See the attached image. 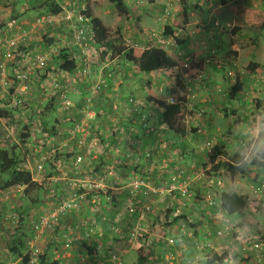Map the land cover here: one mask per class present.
Wrapping results in <instances>:
<instances>
[{
	"label": "crops",
	"instance_id": "1",
	"mask_svg": "<svg viewBox=\"0 0 264 264\" xmlns=\"http://www.w3.org/2000/svg\"><path fill=\"white\" fill-rule=\"evenodd\" d=\"M0 1V21L5 22V24L9 23L8 18L10 15L17 14V18L15 19L16 24L24 27H29L33 19L39 15H53L50 9L45 6V0ZM149 1H152V6H155L154 0ZM237 1L246 2L245 0H234L235 3ZM260 1L264 3V0ZM55 2L61 9H69L72 2L78 4L82 3L85 5L86 10L89 9L93 12L91 6H89V3L85 0H55ZM209 2L210 0L206 3H199L197 12L202 13L203 7ZM214 4L217 5V0L214 1L212 5ZM224 6L226 5L224 4ZM253 7L257 8L256 5ZM220 11L222 10L219 8L215 10L216 14H219ZM191 14L193 15V13ZM190 15L188 18L190 25L193 21L195 22V19L199 20L202 25H200L196 33L191 36L184 33L185 31H174V37L177 38L178 35H182V39L185 41L184 49L183 47L179 49V55H181V53H183L184 56L188 55L186 51L189 52L190 49L188 50L186 46L193 36L195 37L193 40L195 42L202 41V43L207 44L215 42V34L212 33L210 27L218 24V22L221 24L217 18L212 16L211 12L208 14L209 18L204 17V13L196 17L193 15L195 19L193 16L190 17ZM235 17L236 14L233 13L231 20L224 23V25L238 28ZM192 18L193 20H191ZM7 24L1 32L7 30ZM221 26L223 25L221 24ZM59 30H61V26L56 25L47 31L37 32L32 36V40L20 38L17 31L14 29L9 31V36L19 41L18 45L21 54L29 52L31 55L30 59L25 62L23 68L27 70L29 78L25 83L13 82L16 66L11 61H5L4 74L0 72V110L9 111L11 109L9 103L16 98H22L29 112L23 113V109H15V124L7 126L5 121L0 120V129L6 132H9L8 129L14 131L17 124H21L27 130L24 132L27 133L29 138L24 145L21 144L22 146H20L17 141H15V143H0V150H8V146L11 147L15 144L20 147V150L22 149L21 152L24 154V158L28 157L30 159V156H35L37 151L45 147V144H53L57 153H62V155H58V157L53 155L52 174L47 173V175H44V184L53 183L60 198H65L74 191V188L70 186V184L76 186V189H78L79 186H89L91 183L99 181V179L103 177V173L108 170L112 171V176L106 175L104 177L105 179L102 180V189L98 192L100 194L99 198L101 203L103 201L102 193L108 192L111 194L113 202L110 208L104 210L101 204L98 205L99 209L97 210L98 212H96L95 209L97 205L92 204L90 198H87V200L81 204L80 210L77 211L80 218L77 223L72 222L73 220L69 221L71 226L74 225L73 228L76 229L80 228L82 223H88L85 220H89L90 222L91 219L96 222L94 225L95 228L92 226L90 228H94L97 235L90 237L91 239H87L82 231L78 233L81 240L79 244H85L86 246L85 248H81L84 249L82 250L83 252L85 251V253L81 255L85 264H93V258H95L96 254L99 256L101 251L103 253L102 259H106L109 253L112 252L111 250L119 251V264H136L138 258L137 250L141 246H145L150 250L148 264H162L164 255L169 251L177 249V247H175L177 244H182L185 250L196 249L207 255L209 253L218 255L224 253L225 255L226 248L231 244L235 243L239 244V246L241 245V237L244 234H240V239H234L237 237L241 225L248 226L247 232L249 233L246 234H254L264 238V231L258 227V216L256 214L260 209V205H264V194L260 195L252 191L253 186L256 184L249 182L242 183L237 181V177L230 178L229 173L224 170L212 173L209 179H203L202 177L204 171L210 170L211 163L209 162L210 156L197 150V147L202 144L200 142L203 140L212 141L213 147H220L222 153L221 159H232V157L236 156L234 154L236 144H231L230 138L227 139V136L231 134V139L233 138L234 141L238 140L239 137L236 135V124L231 119V116L232 114L236 115L239 122L247 114L254 111L249 105L243 108L241 103L242 99L240 97L231 100L227 97L228 94L222 96L212 93V91L208 92L213 86L212 83L221 86V88L226 91L224 86L229 87L231 83L228 86V79L223 77L225 73L222 72L224 74H221L223 82L218 83L216 73L221 70H215V68H213L212 72L209 67L205 65L202 67L200 64H197L193 67L194 69H198L199 74L203 73V76L206 78L203 81H206V84H204L203 81H196L194 78L188 80L184 79V77L188 76V72L182 76L180 79L181 81L178 83L175 77L176 73H173L171 77H167L162 71L141 73L135 65L114 58L110 59L108 62L102 61L101 65L97 63L96 60L94 62V64H96V70H93V73H95L94 78L82 79L77 77L76 79L75 76L57 70L56 59L59 55L52 56L42 65H36L35 63L34 59L37 55L45 53L44 51H47L50 46H53V48L55 47L51 40L62 34ZM149 36V32L147 35H143V33L136 34V43L131 47H155L152 46V41ZM37 41H42L43 43H40V45ZM169 41L171 42L172 39H169ZM45 42H47V44H45ZM228 44L231 43L228 42ZM56 46H58V44H56ZM194 46L195 43L192 45V49H194ZM222 47L226 48L220 43L221 50ZM199 48L200 47L197 49ZM73 49L75 50V48ZM73 49L67 48L64 50L66 53H71L74 52L72 51ZM175 50H177V47ZM225 52H232L235 55L237 52V60L240 61L241 51L237 46L231 45V47H227V51ZM1 61L3 62V58ZM175 61L178 62L177 58ZM250 62L253 61H247V64ZM22 63L24 64L23 61ZM239 64L244 67L246 61L243 62V64ZM259 66L262 67L260 64ZM232 71H234V69ZM137 73H139L141 77H139ZM235 73V81L242 83V91L240 94H244L247 88L253 89L251 83L254 80L251 79L252 76H249V78L247 75H244L238 78L237 72ZM68 75L71 76V79H69ZM99 75H105V77L110 78L111 84L109 94H92L91 86ZM233 76L234 75H232V77ZM73 77L75 80L72 79ZM3 80H6V86L1 83ZM224 81L227 82L226 85ZM128 83L138 85V96H133V93L130 95L124 94V86ZM261 85L260 90H263L261 92L257 91L258 100H256L257 103H255V105H258L257 108L264 106V83H261ZM25 86L27 90H24ZM55 88H59V90ZM60 89H63L64 92L60 93ZM205 89H207V91ZM148 92L156 97L167 99V101L170 97H178L186 102L185 110L187 115L183 123L184 133L178 135L172 131H164L173 133L175 139L171 142L166 141L164 139L165 134L162 133L160 138L153 136L154 138L149 137L145 139L146 135L144 134L143 139H140L138 136L139 131L144 130H142L136 122L137 119L134 116L135 114H128L126 110L124 102L131 96L145 103V105L147 104L146 107L143 108V113L148 111L155 114L161 113L160 109L146 100ZM61 94H65V97L71 102L72 108L61 111L58 107ZM84 97L92 99V107L90 109L92 111V116H94L92 123L94 130L97 132V138L87 139L84 147L79 149L75 148V151L71 152L70 147L73 146L74 141L67 142L66 132L72 121L80 120V110L84 105ZM225 99L235 102L236 105L227 107L224 101ZM187 100L192 104V111L195 113H191V110L187 108ZM114 103H116L118 108L116 110H112ZM198 109L202 110L203 114H205L204 118L201 120L198 118L200 113L197 111ZM225 109H229V111L225 112ZM187 110L189 111L188 113ZM225 119H230L231 122H228L229 124L226 128H221V121ZM188 123H190V126H188ZM150 125H155L156 127L160 126L158 125L157 119L154 121L151 119ZM45 127L49 128V132L53 131L51 132L53 133V138L49 134V136H47L49 140L47 138L42 140L43 137L38 135L40 132L45 135V132H43V128L46 129ZM199 130L201 133H198ZM52 141L53 143H51ZM145 153L148 154V157L145 156ZM77 155H82L87 158L76 173L73 169V163ZM31 170L32 168H27V171L30 172ZM178 170H182L184 175H187L192 181L189 188L190 197L187 202L184 203L180 196L174 193L172 195H167L161 200H157L158 203H155L152 207V212L146 213L143 220L140 219L139 213L132 216L126 214L125 206L128 193L125 187L130 178L134 176L142 177L147 179L149 184L158 185L164 180H167L171 174L176 173ZM258 180V182H264L263 172L260 174ZM79 190L80 192L83 191L82 189ZM223 193H235L239 196H244L247 198L248 204L242 216L231 215L230 222L222 227L220 223H218L220 220L218 213L222 211L220 207V196ZM43 200L45 205L39 206L41 208V210L38 211L40 212L39 216L42 214H49L52 211L47 202L50 200L47 198V194ZM69 217L71 216H68V218ZM84 217H86V219H83ZM64 218L65 217L60 218V226L67 224L68 220ZM74 218L76 217H72V219ZM186 225L189 226L186 227ZM114 226L120 228L125 235L129 231L140 228L141 231L146 232L147 240L142 241L141 244L132 242L130 245V243L128 244V242H126V239L119 240L113 235L111 228ZM224 228L229 230L226 238L217 237L216 232ZM157 233H161L162 235H158ZM48 238H53L52 242L56 244L55 247H57L58 241H61V239H58L56 236L54 238V235ZM39 239L40 237L37 238V240ZM61 243L63 244L62 241ZM202 245H208L209 249H202ZM88 250L93 251V258L89 255ZM133 252L136 258L134 261H131L128 256ZM247 256V258H244L239 253L238 259L240 264H253L252 253H248ZM55 260L58 261V264H62L59 257ZM183 260L184 257L182 254L179 259L180 264H183ZM74 263V259L64 262V264Z\"/></svg>",
	"mask_w": 264,
	"mask_h": 264
},
{
	"label": "built area",
	"instance_id": "2",
	"mask_svg": "<svg viewBox=\"0 0 264 264\" xmlns=\"http://www.w3.org/2000/svg\"><path fill=\"white\" fill-rule=\"evenodd\" d=\"M77 1V0H75ZM1 3V1H0ZM71 7L68 8H60V12L53 15H42L33 19L29 27H24L22 25L16 24V22H9L7 24V30L2 31L0 35V72L4 74V67L6 65L5 61H11L15 64L16 68L14 71L13 82L25 83L28 80V72L27 70L23 69L25 62H27L31 55L29 52L25 54H21L19 50L20 47L18 45V40L9 36V31L13 29L17 31L20 38L32 40V36L41 31H47L48 29L56 26V25H63L66 27L65 31L68 34L67 36L70 38L67 40L65 36L59 37L60 46L66 47L68 49H73L70 53L72 59L76 62V68L73 72L79 78L82 79H92L94 78V74L91 70V61L89 53L92 50L93 41V27L91 24V20L89 17L85 15L86 7L85 5L78 4L76 2H72L70 5ZM215 26H218L216 24ZM155 37V44L156 47L162 48L167 50V48L172 46V41L170 42L169 39L163 37L161 35H153ZM58 46H50L45 53H41L35 57L36 65H42L52 56H56L58 54ZM50 51V52H49ZM61 51V50H60ZM208 59L205 60V64H214L218 69H221V58L218 55L216 58L217 50L214 48L208 49ZM3 58V62L1 59ZM24 62V64L22 63ZM184 68H187L184 65ZM174 69H178V67H174ZM233 73L228 72V76L232 78ZM196 81H203L206 78L199 73H196L193 77ZM255 78V77H252ZM257 80L261 83H264V70L262 73L257 76ZM1 83L6 86V80L1 81ZM111 80L104 75H99L96 78V81L92 84L91 90L92 94H99V93H107L109 94ZM24 90H27V87H24ZM46 93L45 91H43ZM217 93H220V89H216ZM60 106L59 108L61 111H64L68 108H72L71 102L65 97V94H61L60 96ZM169 103H176L174 98L168 100ZM126 110L128 114H135L134 116L137 119V123L141 127L142 130H146V132L157 133L161 131H169L168 127L165 124L160 125L159 127H155L154 125H150L152 119V112L143 113V108L146 107L145 103L139 102L133 97H128L124 102ZM11 108H20L21 107V100L16 98L12 102L9 103ZM92 99L84 97V105L80 110L81 118L79 121H72L67 132H66V140L67 142H72L73 146L70 147L71 152L75 151V148L79 149L85 146L87 139H96L97 132L94 130V126L92 123ZM187 108L192 111V104L187 100ZM23 113L29 112V109L22 108ZM117 105L116 103L113 104L112 110H116ZM190 111V112H191ZM189 111L187 110V113ZM203 114L202 111L199 113V117ZM185 114V118H186ZM198 117V118H199ZM184 118V121H185ZM183 121V123H184ZM189 124V123H188ZM189 126V125H188ZM198 133H201L199 130ZM197 147V150L201 153H205L207 156H210L213 151V142L209 140H203L200 142ZM68 144V143H67ZM49 149L46 151L41 148L40 151L36 152V155L33 158V168L29 172L32 178V181L37 184L45 183L44 175L46 174V165L48 161L52 159L53 155L56 154V149L53 145L48 143ZM145 156L148 157V154L145 153ZM87 157L82 155L75 156V161L73 163V169L77 173L79 167L83 165L84 160ZM211 170V168H210ZM209 172L206 170L202 173V177L204 178ZM112 176V171L108 170L107 172L103 173V177L99 179V181H95L91 183L89 186H79L76 189L74 185L70 184L74 188V191L71 192L67 197L60 198L57 194L56 189L53 186V179L52 184H47L46 189L48 191V199L52 201L55 205V208L49 214H42L37 218L36 221L31 223V229L35 233L36 238L40 237V235L44 234L45 232L54 228L59 224L60 218L66 217L72 213L77 212L81 208V204L84 203L87 198H90L91 203L97 205L95 209L96 212L99 209L98 205L102 204V208L104 210H108L113 202L111 194L108 192L102 193V203L100 202L99 193L102 189V180L105 179V176ZM66 176V175H65ZM192 181L187 175H184L182 170L176 171V173L171 174L167 180H164L161 184L158 185H151L149 181L142 177H132L128 180L126 185L128 199L125 206L126 214L132 216L134 214H140V219L143 220L146 213L152 212V207L155 203H158L157 200H161L167 195H172L177 193L180 198L185 202L190 197L189 188ZM263 181L261 184H257L253 186V192L261 194L264 190ZM11 189V190H10ZM79 189L83 191L80 192ZM23 188L22 187H12L8 188L5 192L7 198H15L16 195H22ZM162 214V213H161ZM11 220L14 217H9ZM92 227H94L95 221H91ZM113 235L116 236L119 240H125L128 244L133 242L135 243L138 237L140 236V228H136L133 231H129L126 235L121 231L120 228L114 226L111 228ZM229 230L227 228L218 230L216 232V236L219 238L226 237L228 235ZM90 233H93V229L89 228L84 231V235L86 238L89 237ZM242 243L240 245L239 253L244 257L247 258L248 253H252V260L253 264H264V239L257 235H243L241 237ZM60 239L63 242V249L70 250L75 244L79 243L80 237L78 233H76V228H69L65 232L60 235ZM35 241H30L28 243V252H29V264H41L40 251L34 246ZM177 249L167 252L162 260V264H180L179 259L181 255L185 251V247L180 244L177 246ZM206 248L209 249L208 245H202V249ZM102 251L99 256L95 255L94 263L93 264H119L120 263V254L119 251H112L109 253L106 259H102ZM48 264V263H46Z\"/></svg>",
	"mask_w": 264,
	"mask_h": 264
},
{
	"label": "rangeland",
	"instance_id": "3",
	"mask_svg": "<svg viewBox=\"0 0 264 264\" xmlns=\"http://www.w3.org/2000/svg\"><path fill=\"white\" fill-rule=\"evenodd\" d=\"M85 1L87 3H89V6H91V8H92V11H93L92 15L94 17L99 18L102 21L105 28L107 29L109 43H111V45H116V46L123 44L124 46L131 47V46L135 45V43H136V39H135L136 34L143 33V35H147L149 32V34H150L149 38L152 41V46L156 47L157 44H155L156 43L155 37L153 35L154 34L155 35H161L164 26L169 25L173 22L178 23L182 27L184 26V28H185L184 33H186L187 35H189V36L194 35V33H196V30L199 29L200 25H202L199 20L195 19V17L197 15L204 13V17L209 18L208 14L211 12L212 16L214 18H217V20H219L223 26H221V24L218 22V26L214 25V26L210 27L212 33L215 34V42H213L211 44L202 43V41L195 42V41H193L195 38L193 36L190 38V42L186 46V48L188 47L190 49V53L188 55L184 56L183 53H181V55H179V53H178L179 51H177L175 53V55L177 57V61H178V62H176V67H178V69L176 70L173 68L172 71H173V73H176L179 80L182 78L183 75L187 74V72H188V76L184 77V79H187V80L192 79L195 76V74L199 72L198 69H194V67H193L197 64L198 65L200 64L202 67L204 65L209 67L210 70H212V72H213V68H215V70H220L214 64H205V60L208 59V52L207 51L210 48L211 49L214 48L217 50L218 54H216V58H218V55L221 58L220 59L221 63H222L221 71H218L216 73V76L218 78V83L223 82V80L221 79L222 78L221 74H224V73L226 75L224 74L223 77L227 76V78H228V82H229L228 86L230 83H231L230 85L235 83V77H236L235 72H237L238 78H240V76H244V75H247L249 77V74L247 73V69H246V67L248 65L247 61L248 62L253 61V62L259 63L262 66V68H264V30H261L259 28V24H260L259 21H261V20L259 19V21L257 20V22H255V23L246 25V23L244 22V19L242 17L236 16L235 17L236 25L239 28L238 33L233 32L236 29L235 27L232 28L230 26L224 25V23H227L231 20V17L233 15V13L230 12V10L228 9L229 6H234L236 9L246 10V11H250V12L254 13L256 11L258 12V10H261V11L264 10V3L261 2L260 0H245L246 2L237 1L236 3L234 2V0H226V2H227V4L225 3L226 6L221 4L219 0H217V5H215L216 3L214 5H212L214 3V1H216V0H210V2L207 3L203 7L202 13L197 12L198 9L195 8V7L199 8V3H201V2H199L197 0H185L187 5L189 6L188 18H189V15L191 13H193V15H195V17L192 14L190 15V17L193 16V18L195 19V22L193 21L191 25L189 23V19H188V23H187L188 25L187 24L185 25L182 23L180 4L177 0H154V4L156 7L152 6V4H151L152 1H149V0H138L139 4H136L134 2L137 0H125V4L131 9V12H132L130 17H125L124 15H119L117 13V11L114 9L113 5L110 4L107 0H104L100 5H94L90 0H85ZM254 4L257 6V8L253 7V6H255ZM213 6H215V7H213ZM216 8H219L222 11H220L219 14H216V12H215ZM193 18L191 20H193ZM65 28L66 27L64 26V24L61 25V30H59V31H61L62 34L59 33L60 34L59 37L65 36V38L67 40H69L70 38L67 36L68 34L66 33ZM237 34H238V36H237ZM59 37L52 38L51 42H52V44H54V46H56V44H58L59 47H61ZM177 38H180L179 35L177 36ZM48 39H49V37H48ZM228 42H230L231 44H228ZM37 43L42 44L43 42L37 41ZM194 43H195V46H194V49H192V45H194ZM220 43L226 48L222 47V50H221L220 49ZM45 44H47V42H45ZM171 44L173 45L172 47H174V46L176 47L174 40H172ZM231 45L237 46V48L241 51L240 61L237 60V52H236V55L233 54L232 52H225V51H227V47H231ZM198 47H200V48L197 49ZM91 48H92V50L90 51L89 56H90V61H91L90 62L91 63V70H92V72H94L93 70H96V68H95L96 64H94V62L97 60V63H99L100 65L102 64V61L108 62L111 59V52L108 51L106 48L96 46L95 44H92ZM64 49H67V48L66 47L58 48L59 52L57 55H59L61 53L60 50L62 51ZM172 53H174V52H172ZM199 61H201V62H199ZM238 61L241 64H243V62L246 61V64L243 67L238 63ZM184 65H186L187 68H184ZM233 67H234V71H232ZM57 70H58V68H57ZM222 71H224V73H222ZM229 71L234 73L233 74L234 76L232 78H230L228 76ZM63 74L66 75L65 73H63ZM137 74L139 77H141V75L139 73H137ZM202 75H203V73H202ZM71 76H75L77 79V76L74 75V73H72ZM71 76L68 75L69 79H71ZM254 77L255 78H251L254 80L251 83L253 86V89L251 90V89L247 88V91L244 94H239V97L242 99L241 103H242L243 108H245L246 105H249V107L255 111L256 106H255L254 101L258 100L257 91L261 92L263 89L260 90L262 85H261V82H259L257 80V76H254ZM142 78H143V76H142ZM72 79L75 80L74 77ZM224 83H225V85L227 84V82H225V81H224ZM212 85H213L212 88H210L208 90V92L212 91V93L222 95V96H224V94H225V96L227 94H229L228 93L229 89L227 86H224L226 91H227L226 92L224 89L221 88V86L215 85L213 83H212ZM217 88L221 90L220 93L216 92ZM205 90L207 91V89H205ZM131 93H133V96H138L137 95L139 93L138 92V85L133 84V83H128L124 86V94L130 95ZM172 98L173 97H170L169 100ZM224 101H225V104L227 107H233L236 105V103L233 101H229L227 99H225ZM139 102H141V101H139ZM201 109H204V108H201ZM197 111L200 112L202 110L198 109ZM228 111H229V109L226 110V112H228ZM191 113H195V112L191 111ZM152 114H153L152 121H154L155 119H157V114H155V113H152ZM204 116H205V114H202V116L199 117V119L200 120L203 119ZM229 121L231 122L230 119L222 120L221 121L222 122L221 128H226V126L229 124L228 123ZM188 125L190 126V123ZM17 126H16L17 128L16 127L14 128V131L12 129H8L9 132H6V131L0 129V143H8V141H11L10 143H14L15 141L18 142L21 134L24 133V127L21 124H17ZM47 127H48V125H47ZM43 132H45V135L42 134V132L38 133V135L40 137H43L42 140H44L45 138H47L49 140V137H47V136H49V134L53 138V133L49 132V128H46V129L43 128ZM161 133L165 134L164 139L166 141L171 142L173 139H175L172 132H164L161 130L157 133H152L151 131L146 132V130L139 131L138 136L140 139H143L144 134L146 135L145 139H148L149 137L150 138L151 137L152 138H154V137L160 138ZM228 138H230L231 144L235 143L234 139L233 138L231 139V134L229 136H227V139ZM51 143H53V141ZM51 145H53V144H51ZM47 149H49L48 144H45V147H43V150L46 151ZM21 151H22V149L19 150V153L21 156L20 158L23 159V162H21L19 169L27 170L28 167L33 168L34 155H31L30 159L28 157L24 158V154ZM56 154L62 155V153H57V152H56ZM56 154L54 155L55 157H56ZM52 162H53V157L51 160L48 161V165H51ZM48 165L46 167V174L45 175H47V173H49V171H52V169H50V167ZM210 172L211 171L209 170V172H207V174L209 176L206 175L203 179H205V178L209 179V177L212 176V173H210ZM9 176H10V174H8V173H1L0 172V182L6 181L9 178ZM236 179H237V181H240L242 183H248V181L243 177L237 176ZM257 183L261 184L262 182H257ZM42 186H43L44 192L41 193V196L44 199L45 195L47 194V198H48V191L44 185H42ZM6 190L0 191V264H21V258L14 257V255H12L10 253V251L7 249V246H6L10 242L11 236H13L14 232L16 231V229L18 227V223H19L18 222L19 221L18 215H19V212L21 211V207H24L26 209V211L28 212L24 216L25 217L24 222H26L25 225L27 226V229H28L27 237H26V243H25V252H28V243L30 241H35L34 246L40 251L41 256H44V260L46 261V263H49L50 261H56L55 259H57V257H59L62 264H64L65 261H68L71 259L75 260L74 264H85L83 258H81V255H83V253H85V251L84 252L82 251L84 249H81L82 248L81 244L77 243L70 250H65V249H63V244L61 243L60 240L57 243V247H55L56 244H53V242H52L53 238L52 239L48 238L49 236L53 237V235H54V238L56 236L58 239H60V235L63 232H65L69 228H73L74 225L71 226L69 221L73 220L72 222L77 223V221L80 219L78 212H75V213L68 215V216H71L69 218H68V216L64 218V219L68 220L67 224H65L64 226H60L59 224L57 226H54V228H52L51 230L40 235V239L37 240L35 233L31 229V223L36 221L37 217L40 215V212H38V211H40L41 208L39 207V205L37 207L31 206L30 204L25 202L22 199V195L21 196L16 195L15 198H7L5 195ZM263 194H264V190L260 195H263ZM47 202H48L49 206L51 207L50 210H53V208H55L56 203L54 204L50 200H48ZM261 205H260V209L257 211L256 214L258 216V223H259L258 227H260L262 229V231H264V205H262V206ZM40 206H43V205H40ZM10 216L14 217V219L11 220L9 218ZM72 217H76V218L72 219ZM83 219H86V217H84ZM85 221L88 223H84V224L82 223L81 227L76 229V233H80L81 231L84 232L85 230L88 229V227L90 228L91 225H93V224H91V221H92L91 219H90V222H89V220L88 221L85 220ZM95 224H96V222H95ZM188 226L189 225H186V227H188ZM94 228H93V233H90V235L87 239H91L90 237L97 235V232H95ZM139 233H140V236L136 240V243L141 244L142 241L147 240V234H146V232L141 231V230ZM247 233H249V232H247ZM157 234L162 235L161 233H157ZM250 235H252V234H250ZM225 238L226 237H223V239H225ZM111 251H113V250H111ZM66 255H67V257H66ZM63 257H65V258H63ZM128 257H129V260L134 261L136 258V255L133 252Z\"/></svg>",
	"mask_w": 264,
	"mask_h": 264
},
{
	"label": "trees",
	"instance_id": "4",
	"mask_svg": "<svg viewBox=\"0 0 264 264\" xmlns=\"http://www.w3.org/2000/svg\"><path fill=\"white\" fill-rule=\"evenodd\" d=\"M90 1L94 5H100L104 0H90ZM107 1L113 5L114 9L117 11L119 15H124L125 17L131 16L132 14L131 9L125 4V0H107ZM177 1L180 4L182 23L186 25L188 23L189 6L185 2V0H177ZM197 1L206 3L209 0H197ZM219 1L223 5L226 3V0H219ZM134 2L136 4H139L138 1H134ZM45 6L49 8L51 13L53 14H57L60 12V7L58 6V4H56L55 0H53V3L52 0H45ZM195 8L198 9V7ZM229 10H231L232 13H235L236 16L242 17L247 25L255 23L257 22V20L259 21L260 19L261 21H259L260 23L259 28L261 30H264V11L258 10V12L256 11L252 13L250 11L236 9L234 6H230ZM85 15L89 17L91 20V24L93 27L94 44L96 46L106 48L108 51H110L111 59L117 58L122 62L133 64L137 67L138 71L141 73L162 71L167 77H171L173 75L172 70L176 65L175 60L177 58L175 53L179 51V49H181L182 47L184 49V44H185V41H183L182 39V35L179 36L180 38L174 37V31L175 30L185 31L184 26L182 27L178 23L173 22L169 25H165L162 31L163 37L175 41L177 50H175L176 49L175 46L172 47L173 45L171 47L169 46L168 47L169 49L167 48V51L159 47L139 48V47L124 46L123 44L116 46V45H111V43H109L108 32L105 26L103 25L102 21L99 18L94 17L89 9L86 10ZM40 16L42 15H39L37 17ZM16 18H17V14L10 15V17L8 18V22H13V21L15 22ZM6 24L5 22L0 21V32ZM238 30L239 29L236 28L233 32H237ZM187 49L189 50L188 47ZM60 52L61 53L56 59L57 68L59 71L71 75L75 71L76 61L72 59L70 53H66L65 50H62ZM186 53L189 54L190 50L189 52L186 51ZM246 69L250 77L259 76L264 70V68L260 67L258 63H254V62L248 63ZM175 77H176V81H178L179 83L180 80L178 76L176 75ZM226 79H228L227 76ZM203 82L204 84H206L205 83L206 81ZM55 89L59 90V88H55ZM228 89H229L228 90L229 99L234 100L235 98H239V94L242 91V83L235 81V83L230 85ZM61 92H64V90L60 89V93ZM18 99L21 100V107L24 109L25 108L28 109L24 100L22 98H18ZM146 100L148 102H151L152 104H154L155 107L161 110V113L157 114L158 125L165 124L168 127L169 131L177 133L178 135L179 134L182 135L184 133L183 121L186 114L185 100L175 97L174 101L176 103H169L167 99L156 97L150 92H148ZM254 102L257 103V101ZM255 106L257 109L258 105ZM21 107L11 108L9 111L0 110V120L5 121L6 122L5 124L7 126H12L16 122L15 113H14L16 112L15 109L21 110ZM226 110L227 109H225V112ZM231 119L234 121L235 124L238 123L236 115L232 114ZM25 130L26 129L24 127V131ZM28 138L29 136L27 135L26 132L21 134L18 141L20 146L24 145ZM10 142L11 141H8V143ZM19 150L20 147L15 144L11 147L8 146V150H0V172L10 174L9 178L6 181L0 182V191H4L12 187H22L23 188L22 199L25 202H27L31 206H36V207L38 205L39 206L44 205L45 202L41 196V193L44 192L42 185L45 186V184L44 183L37 184L33 182L31 175L27 170L19 169L21 162H23V159L20 158L21 156ZM221 155L222 153L220 147L218 146L213 147L212 154L209 157V162L211 163L210 173H216L219 170L220 171L224 170L229 173L231 178L237 176L243 177L249 183L252 184L253 183L256 184L259 181L258 178L260 177V174L262 172L264 173V164H260L245 170H241L238 167L233 166V162L237 159V156L232 157V159L225 160V159H221ZM56 157H58L57 154ZM48 166L50 167V169L53 170V162L51 165ZM49 173L52 174L51 171H49ZM206 175L209 176L208 174ZM247 204H248V200L246 197L239 196L235 193H223L220 196V207L222 211L228 213L229 216L231 215L242 216L243 211L247 207ZM27 213L28 212L26 211V209L24 207H21V211L19 212L18 215L19 217L18 227L14 232L13 236H11L10 242L6 245L7 249L10 251L12 255H14V257L21 258V264H29V252H25V243H26L28 229L27 226L25 225L26 222H24V218H25L24 216ZM83 247L84 248L86 247L85 244L82 245V248ZM88 253L92 258V256L94 255L93 251L88 250ZM149 253L150 250L147 247L141 246L137 250L138 258L136 264H148ZM222 255H224V253ZM222 255L209 253L207 255L208 264H214V263L218 264V261L222 258ZM40 261L41 264H46V261L44 260V256H40ZM48 264H58V261H50Z\"/></svg>",
	"mask_w": 264,
	"mask_h": 264
},
{
	"label": "clouds",
	"instance_id": "5",
	"mask_svg": "<svg viewBox=\"0 0 264 264\" xmlns=\"http://www.w3.org/2000/svg\"><path fill=\"white\" fill-rule=\"evenodd\" d=\"M236 135L239 137L235 141L236 149L234 154L237 159L233 162L234 167L241 170L248 169L260 164H264V106L247 114L235 125ZM220 225L226 226L230 222V216L226 212H219ZM247 225H241L237 237L247 233ZM226 254L218 261V264H240L238 259L240 246L231 244L226 248ZM183 264H208L206 253L196 249H186L183 253Z\"/></svg>",
	"mask_w": 264,
	"mask_h": 264
}]
</instances>
